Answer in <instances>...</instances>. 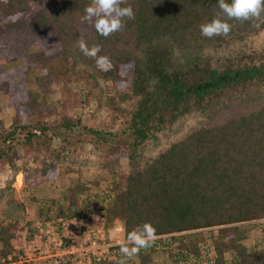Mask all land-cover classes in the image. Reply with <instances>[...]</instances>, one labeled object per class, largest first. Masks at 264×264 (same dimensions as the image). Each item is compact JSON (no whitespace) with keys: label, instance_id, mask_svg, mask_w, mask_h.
<instances>
[{"label":"trees","instance_id":"trees-1","mask_svg":"<svg viewBox=\"0 0 264 264\" xmlns=\"http://www.w3.org/2000/svg\"><path fill=\"white\" fill-rule=\"evenodd\" d=\"M89 4L0 0V55L23 62L0 65V94L14 110L8 127L0 121V164L13 169L0 200L13 202L19 149L23 164L34 163L25 166L27 187L58 177L59 165L94 164L113 176L109 190L93 193L102 184L96 177L68 186L61 216L100 203L108 228L123 223V239L150 222L157 239L133 257L139 264H156V253L170 261L161 264L195 263L211 228L208 264H264V103L218 116L229 92L264 94V44L253 41L264 22L230 20L228 35L207 38L199 26L219 11L217 0H127L121 6L130 4L135 18L105 38L82 21ZM80 35L101 45L99 55L109 58L103 68L79 50ZM33 45L40 49L30 52ZM76 106L79 115L71 112ZM118 120L120 134L108 130ZM88 141L98 149L91 162L77 155ZM17 228L16 221L0 227V257L11 252ZM251 228L263 241L248 251ZM112 249L115 257L97 264H119V245Z\"/></svg>","mask_w":264,"mask_h":264},{"label":"rangeland","instance_id":"rangeland-1","mask_svg":"<svg viewBox=\"0 0 264 264\" xmlns=\"http://www.w3.org/2000/svg\"><path fill=\"white\" fill-rule=\"evenodd\" d=\"M253 41H255V44H264V31L256 36ZM39 49V45H33L30 47V52H36ZM22 63V60L8 61L2 55H0V65L4 70L10 69L16 64L22 65ZM33 72L35 75H39L41 73L38 68H34ZM27 86L28 89H35L37 87L34 82L29 83ZM227 95L228 96H226L225 102L221 105L222 108L218 116L223 114V117L225 115H235L241 112H247L264 103V94L259 91L246 90L244 92H229ZM71 112L73 114L79 115L80 107H74ZM13 114L14 110L8 104V95L1 93L0 121L2 122V125L8 127L11 124ZM81 117L86 123H88V113L86 111L81 112ZM103 117L106 118V113L104 114V112H102L101 114V118ZM97 123L99 122H95V125ZM123 128V120H118L113 124V126H109L108 130L120 134L122 133ZM57 145L58 141L54 139L53 146ZM97 153L98 149L94 146L93 142L88 141L82 144V148L81 150H79L77 155L78 158H82V160L83 158H85L91 162V158L95 157ZM22 155L23 151L22 149H19L15 157L13 158L16 166L18 167V171L15 173L14 179L11 183V186L13 187V191L11 192L13 202H7L5 199L0 200V227L7 224L9 221H16L18 222V228L15 233H17V231L21 229L23 225H33L34 222L45 219V215H50L53 217L61 216L66 213L68 210V201L66 200L65 195L68 186H71L77 182H86L96 177V180L102 181V184L93 185L92 192L101 194L109 190L111 181L113 179V176L107 177L104 174L105 171L94 164H91L87 167L84 166V164L83 166H78L79 169H74L75 167H73L70 170H67L68 167H66L65 165H59L58 177L42 182V184L36 187H27L24 182L25 166L32 167L34 166V163L30 162L28 165L23 164L21 160ZM120 162L124 167L127 166V159L124 156L120 158ZM74 166H76V164ZM12 171L13 169L11 168L10 163L7 162L0 164V189L6 186L8 177L12 173ZM17 174H19L18 176H20L22 180L20 184H18L17 182ZM47 207H49L50 210L47 211ZM39 210H42L44 212L42 214H39ZM78 210H80V207L75 208V211ZM206 231V237L209 240L206 242V245L204 244L205 251H202L201 256L195 263L192 262L187 264H208L209 261L205 260V258L213 255L212 251L210 250V238L215 234V228H211ZM261 239L263 241L262 233L258 232L255 228H251L245 232L243 242L248 251H253L255 249V243ZM262 245L263 249L261 248L260 251H262V255H264V244ZM156 254L158 256V258L156 256L154 260L156 264H161L166 260L169 261L164 254ZM1 258L2 257H0V259ZM132 261V263L127 262L126 264H139L138 260L135 258H133Z\"/></svg>","mask_w":264,"mask_h":264},{"label":"built area","instance_id":"built-area-1","mask_svg":"<svg viewBox=\"0 0 264 264\" xmlns=\"http://www.w3.org/2000/svg\"><path fill=\"white\" fill-rule=\"evenodd\" d=\"M104 214L102 204L93 202L87 210L23 225L0 264H97L114 258L124 225L115 221L108 228Z\"/></svg>","mask_w":264,"mask_h":264},{"label":"clouds","instance_id":"clouds-1","mask_svg":"<svg viewBox=\"0 0 264 264\" xmlns=\"http://www.w3.org/2000/svg\"><path fill=\"white\" fill-rule=\"evenodd\" d=\"M124 4H127V0H90V4L84 9L82 21L106 38L125 27V18H135L132 6L128 4L122 7ZM217 5L219 11L214 17L199 26L204 37L228 35L232 27L228 22L230 20L253 21L254 26H258L257 21L264 22V0H217ZM77 46L84 56L94 59L98 67L103 68L109 62L107 56L99 55L102 51L101 45L89 46L83 35L79 36ZM156 239V229L150 222L134 227L125 239L118 241L122 257L119 264H126L141 249L151 247Z\"/></svg>","mask_w":264,"mask_h":264}]
</instances>
